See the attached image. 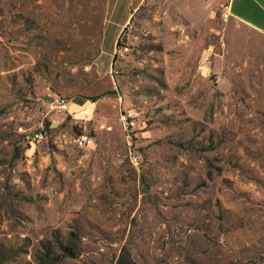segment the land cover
<instances>
[{
    "label": "rangeland",
    "instance_id": "rangeland-1",
    "mask_svg": "<svg viewBox=\"0 0 264 264\" xmlns=\"http://www.w3.org/2000/svg\"><path fill=\"white\" fill-rule=\"evenodd\" d=\"M119 7L0 0V264H264V35Z\"/></svg>",
    "mask_w": 264,
    "mask_h": 264
},
{
    "label": "crops",
    "instance_id": "crops-1",
    "mask_svg": "<svg viewBox=\"0 0 264 264\" xmlns=\"http://www.w3.org/2000/svg\"><path fill=\"white\" fill-rule=\"evenodd\" d=\"M228 13L239 22L249 26L264 35V0H221ZM119 4L123 12L120 19L127 20L131 17L132 0H108V4ZM119 11V12H120Z\"/></svg>",
    "mask_w": 264,
    "mask_h": 264
},
{
    "label": "built area",
    "instance_id": "built-area-1",
    "mask_svg": "<svg viewBox=\"0 0 264 264\" xmlns=\"http://www.w3.org/2000/svg\"><path fill=\"white\" fill-rule=\"evenodd\" d=\"M128 46H122V49L118 51L120 55H123V52H126L128 50ZM116 53V52H115ZM209 56L207 55L204 59L205 64H209ZM206 67V65H204ZM71 101L67 100L66 98H63L61 96H54L53 98H49L47 101V112L55 115H65V116H72L73 112L70 110ZM44 128H40L36 130L32 134L33 141L39 142L44 138ZM90 140V137L87 135H81L78 139L75 140V143L79 147L85 146V144Z\"/></svg>",
    "mask_w": 264,
    "mask_h": 264
}]
</instances>
